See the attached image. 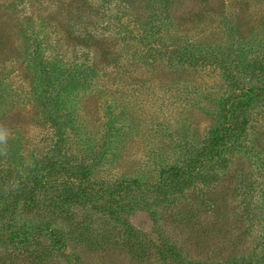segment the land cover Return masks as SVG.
I'll return each instance as SVG.
<instances>
[{
  "label": "rangeland",
  "instance_id": "rangeland-1",
  "mask_svg": "<svg viewBox=\"0 0 264 264\" xmlns=\"http://www.w3.org/2000/svg\"><path fill=\"white\" fill-rule=\"evenodd\" d=\"M30 2L0 0V190L8 192L10 182L4 179L13 173L19 180L17 174L25 168L50 169L48 179L67 177L65 171L60 176V169L48 167L57 153L63 167L68 161L69 167L87 171L96 191L92 202L72 208L69 219L49 206L51 199L65 194L62 186L38 193L37 204L22 201L15 227L59 229L66 250L54 249L34 262L24 249L2 246L0 261L165 264L162 251L169 248L166 258L181 264H244L260 245L257 237L264 235V222L255 211L257 202L264 206V101L248 106L250 120L241 143L224 155L211 179L204 177L210 173L207 168L197 174V188L158 194L153 186L162 170L203 158L210 131L224 115L222 102L233 90L214 65H180L167 53L196 43L204 51L213 46L225 54L238 50L244 56L261 55L264 0ZM54 25L59 34L51 30ZM65 26L68 32L60 29ZM25 27L26 38L38 34L44 46L53 47L64 38L52 53L72 62L95 63L104 72L94 82L76 84L61 100L60 114L66 116L69 130L57 152L55 131L43 115L37 83L27 70L26 60L35 55V47L24 55ZM87 35L99 38L93 48L84 49L74 39ZM243 77L240 73V87ZM244 82L245 87L254 84L248 77ZM232 117L236 120L239 113ZM16 152L21 153L19 166L10 170L14 165L9 159ZM133 180L144 188L135 189ZM170 181L166 176L165 183ZM100 189L101 199L95 195ZM118 194L120 205H115L110 199ZM109 208L118 209L124 221L110 217Z\"/></svg>",
  "mask_w": 264,
  "mask_h": 264
},
{
  "label": "trees",
  "instance_id": "trees-1",
  "mask_svg": "<svg viewBox=\"0 0 264 264\" xmlns=\"http://www.w3.org/2000/svg\"><path fill=\"white\" fill-rule=\"evenodd\" d=\"M29 3L32 2L29 0ZM16 10L18 9L16 8ZM60 29L68 32L66 30L69 28L65 26L60 27ZM51 30L56 34L60 32L56 28V25ZM28 32L27 27L21 31L24 40L27 42L24 48V55L25 50L28 52L33 45L35 47V55H30V58L26 60L27 70L37 83L39 91V100L37 101H41L39 103L42 107L43 115L46 116L47 121H49L55 131L56 140L54 148L56 149L55 152H57L59 146L63 145L66 133L69 130L66 116L64 117L60 114L61 100L71 95L69 91L76 84L84 81L94 82L95 79L102 78L104 72L95 63L89 65L83 59H77L75 62H72L59 56L57 52L52 53L56 45H63L65 43L64 38H58L56 45L50 47L49 45L44 46L45 43L41 40L43 37L38 34L31 38H26L25 34ZM79 37L74 36V39L78 40V45L84 49H89L92 44L95 45L96 41H99V38L88 35L84 38ZM263 43L264 39L261 40L260 44ZM194 45L197 44L187 43L181 50L174 49L172 52H168L166 57L172 61H177L180 65L192 68L210 63L222 72V75L233 90L228 98L222 102L224 115L217 126L210 131V137L204 149L203 158L183 168L175 166L162 170L160 182L153 186V190L158 194L166 193L167 189H173L172 192H184L189 187L197 188L195 186L196 181L199 180L197 174H202L207 168L210 170V173H204V177L211 179L212 174L216 173L217 167H220L222 159L223 161L225 160L224 155L241 143L242 135L245 132L244 127L250 120L249 112L247 111L248 106L253 104L254 101H264V51L257 57L255 55L251 56V54L244 56L238 50L225 54L223 48H219L218 50L210 46L209 50L204 51L202 48L199 49ZM50 49L52 50L50 51ZM58 49L61 50L59 47ZM253 57L255 58L252 59ZM105 59H108L107 55H105ZM240 73L241 77L242 75L245 76L241 83L244 85L243 87L239 85ZM246 77L253 80L254 84H249L250 86L245 87L246 82H244V79ZM238 113L239 117L235 120L232 115ZM14 150L16 149L14 148ZM19 155L21 153L16 152L15 156L9 159L14 165L8 167L10 170L12 169L11 167L16 169L19 166L17 161L20 159ZM57 160L59 159L56 153L49 159L51 164H48V167L56 171L60 169L61 172L57 173L60 176L65 171L68 174L66 175L67 177L48 179L49 176L46 173L50 169L47 170L42 167L25 168L24 171L17 174L19 180L16 179L13 173L9 178L4 179V181L10 182V186L7 188L8 192L0 190V247L10 246L16 249H24L27 258L34 262L43 261L46 258L45 255L56 251L54 249H57L59 253H63L67 245L63 233L59 229L52 230L50 228L39 227L34 232L22 228L17 229L14 224L19 204L25 200L37 204L38 193L44 192L48 194L56 186H62L65 194L62 193L51 199L49 206L54 213L69 219L72 216L73 207L92 202L95 199L92 198L95 197L93 192L96 190L94 184L90 181V177H88L89 173L81 168H74L71 164L69 167L68 161L63 167V163L61 164ZM44 171L45 175L43 174ZM166 176L171 179L169 184L165 183ZM172 181L173 185H171ZM130 184L137 190L144 188V184L139 180H133ZM174 186L175 188H173ZM103 192L104 190H97V194L95 195H99V199H101L104 196V194H101ZM120 197H122L121 194H118V196L112 197L110 201L115 205H120ZM260 203L257 202L258 206L255 207L256 216L264 222V206H260ZM213 207L212 209L218 208L216 205H213ZM123 208L125 210V206ZM109 209L107 211H109L110 217L120 221V223L124 221L118 209ZM8 219L9 222L6 223ZM127 226L131 229L128 224ZM257 238L259 240L257 244L260 245L253 247L254 251L250 254L249 258L245 257L244 264L264 263V235ZM78 240H82V238L79 236ZM47 242L50 243L47 244ZM170 251L169 248L162 251V257L166 261L164 263L181 264L176 260L167 259L170 256L166 254L171 253ZM0 264H5V262L0 261ZM229 264H239V261L233 260Z\"/></svg>",
  "mask_w": 264,
  "mask_h": 264
}]
</instances>
